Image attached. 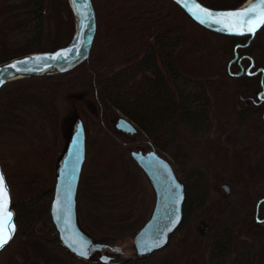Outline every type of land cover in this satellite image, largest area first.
Returning a JSON list of instances; mask_svg holds the SVG:
<instances>
[{"label":"rangeland","instance_id":"1","mask_svg":"<svg viewBox=\"0 0 264 264\" xmlns=\"http://www.w3.org/2000/svg\"><path fill=\"white\" fill-rule=\"evenodd\" d=\"M53 1L46 3L45 43L55 37L58 12ZM92 1L98 31L89 60L71 72L11 80L0 90V104L6 106L0 110V163L17 216L12 242L0 253V264H264V236L241 230L245 221L257 225L254 215L264 217V124L250 100L259 89L258 79L245 87L224 73L223 37L182 20L171 0ZM209 1L215 6L210 7L223 8L217 6L236 0ZM124 4H133L137 12L126 24L137 23L139 15L149 20L160 15L154 22L156 37L138 50L124 41L114 42L135 32L136 25L122 28L125 19L120 16L128 13ZM261 45L264 50V29ZM121 47L130 53L137 50L135 57L119 58L126 52ZM104 65L105 99L99 85ZM178 65L180 76L173 70ZM159 75L171 76L165 95L182 104L176 116L171 113L158 121L161 111H153L150 103L155 105L161 97L158 88H152L160 84ZM120 94L127 98L120 99ZM228 94H236L235 102L249 106L252 113L233 109ZM150 112L154 115L148 124L144 116ZM121 117L137 131L118 129ZM136 118L144 119L149 129L144 130ZM80 119L87 153L77 196L78 221L102 247L94 249L89 259L64 246L51 217L57 163ZM150 150L172 164L185 185L186 199L183 220L169 243L140 256L134 237L149 220L156 196L131 153ZM260 231L264 234V228ZM101 256L109 261H101Z\"/></svg>","mask_w":264,"mask_h":264},{"label":"water","instance_id":"2","mask_svg":"<svg viewBox=\"0 0 264 264\" xmlns=\"http://www.w3.org/2000/svg\"><path fill=\"white\" fill-rule=\"evenodd\" d=\"M191 19L209 28L234 36L254 35L262 26L256 28L253 33L237 34L229 32L224 23H214L206 20L201 23L193 12L196 11L194 4H199L213 13H226L243 9L242 5L236 8H212L199 0H173ZM70 3V1H69ZM79 22L72 40L55 50L39 51L12 58L0 63V89L9 81L18 78L45 76L53 74L54 69L65 62L72 64L65 70H69L86 60L92 51L97 33V14L92 0H77ZM74 15L75 11L70 4ZM192 9L191 11L189 9ZM209 23L210 25H206ZM58 52L64 55L56 59H50ZM27 58V59H26ZM23 61V63H19ZM16 64V67L11 65ZM64 72V71H59ZM22 76V77H21ZM116 127L120 130L135 133L136 126L126 118H119ZM134 160L149 178L155 191V205L149 220L136 233L134 245L138 255L151 254L164 248L171 235L179 228L183 220V209L186 199L184 184L178 179L172 164L155 150L148 152L133 151ZM86 158V131L83 121L76 123L75 130L67 143L65 150L60 156L56 171V184L54 198L51 204V217L56 227L59 238L64 246L82 259H89L94 249L102 248L93 242L92 238L81 228L78 221L77 192L81 173ZM0 174L3 175L8 190V209L12 213V223L15 227V213L12 210V196L6 175L0 163ZM177 185L179 187L177 188ZM226 193L228 188L226 185ZM11 239L0 247V252L12 241ZM80 253H85L81 255ZM101 261L108 262L109 257H101Z\"/></svg>","mask_w":264,"mask_h":264},{"label":"trees","instance_id":"3","mask_svg":"<svg viewBox=\"0 0 264 264\" xmlns=\"http://www.w3.org/2000/svg\"><path fill=\"white\" fill-rule=\"evenodd\" d=\"M199 1H201L202 3L208 6H212V7L214 6L212 1H209V0L207 1L199 0ZM245 1L246 0H236L227 5L217 6V7L236 8L242 5ZM10 2H13V5L10 4ZM46 3H47V0H0V63H3L12 58L23 56L25 54L32 53V52L55 50L61 46L68 44L72 40L75 34L74 13L72 11V8L70 7L68 0H56V3L53 1V3L56 4L54 6L55 11L58 12L57 13L58 19L55 23V30H54L55 37L54 39L46 41L45 43L44 15L46 13ZM172 3L175 6H177V8L176 7L174 8V11L178 13L179 17L182 20L189 19L191 22H193V24L197 25L198 28L204 29L212 33L219 34L220 36L223 37L227 45L225 49L226 54H227V59H226L224 69H223L224 73L226 72V74H228L231 78L244 84L245 87L247 84L246 82H249L253 79H258L259 89L258 91H256V93L254 92L255 94L253 93V97L251 96L250 100L253 101L255 105L254 110L255 112L259 114L258 116H260V121L262 122V124H264V58H261L259 55V52L260 54H264L263 47L262 45L260 46V40H261L262 32L264 28L259 33H256L254 36H250V35L249 36L248 35L234 36V35L225 34V33L210 29L208 27H205L204 25H201L200 23L194 21L185 13V11L179 5H177L174 1H172ZM124 6L126 5L124 4ZM134 7H133V4L132 6H126V11L128 12L126 13L127 15L125 17L123 16H120V17L122 19H125L123 22L124 25H122V28L133 29V27L136 25L135 32L129 34L130 38H119L115 40L114 42L116 45H118L119 41L121 42L124 41L125 43H129L131 48L136 47V49L138 50V48L143 43L145 42L152 43L154 37H156L157 24H155L154 22L156 20L159 21L160 15L155 13V17L151 20L147 19L146 17H143L142 15H139V17L136 19L137 23H135L134 25L126 24L129 18L134 19L136 17L137 12L135 11ZM23 21H27L26 25L23 23ZM31 22H35L33 26H31L32 25ZM11 24L12 26H10ZM120 24H122V22ZM97 31H98V27H97ZM14 32H17L16 35H13ZM120 36L121 34L115 35V37L117 38ZM16 37L20 38L19 41ZM14 43H18V44L21 43V45L15 50H13L11 48V45ZM121 50L123 52L125 51L126 52L123 55H121L119 58L122 57L124 60H127V61L132 60L135 57L134 55H136L137 53V50H134L133 52L130 53L127 47H121ZM116 51H114L112 54L109 55L110 59H111V56ZM90 56H91V53H90ZM90 56L85 61L89 60ZM158 57L159 55H156V58ZM179 57L181 59V53L179 54ZM174 59H176V56L175 58H173V60ZM211 60H212V57H211ZM109 66H110V63H109ZM73 69H70V70H73ZM107 69H108L107 66L104 65L100 68L102 73H99V76H100L99 85L102 86V89L100 88V93L104 99H105V96H104L103 85L106 83ZM70 70H68L67 72H69ZM173 70L178 71V72H175L176 73L175 75H178V73H179L178 76L181 75L179 65L178 67L175 66ZM159 76L161 80L160 84L157 83L158 85L152 88L153 90L158 88V95L160 94L159 96L161 97L160 99L157 100L158 103H156L155 105L153 104L155 103V101L153 103H150L153 105L152 106L153 109L156 108L155 110L151 109L150 111L152 110L161 111L158 115H156L158 121L159 119H161V117L166 120V118H168L171 113H174L175 114L174 116H176L177 114L176 111H180L179 104H182L179 101H177V99L172 100L168 94L165 95L166 88H168L170 84L169 81H170L171 76H167V77H164L162 75H159ZM105 88L108 90V92L110 91L108 87H105ZM259 92L261 93V95L259 94ZM242 94L243 93L240 94V99H241ZM120 96H121L120 99L127 98V96L125 98L121 94ZM236 96H237L236 94H230V95L228 94L227 103L233 109L235 108L238 109L239 107H241L243 109V112L251 114L252 112H250L251 109H249L250 108L249 106L243 108V106L240 103L235 102ZM137 101L138 100H135V103ZM159 102L161 104L160 105L161 107L156 106L157 104H159ZM5 107L6 106H4L3 104H0V110H3ZM141 107H143V105H141ZM119 108L120 110H122L123 113L129 114L133 119L135 118L134 115L126 111L123 107L119 106ZM171 109L172 111H170ZM181 111H188V109L186 110V107H182ZM149 115L150 114H146L144 116V119H147L148 124L150 121L148 118L151 119V117L154 114L151 113V115L150 116ZM258 116L256 117L257 121H258ZM144 119L143 121H140L138 119L137 120L139 121L140 125L142 124L141 126L144 128V130H148L149 128L147 129V126L143 124ZM262 199L263 198H261V200ZM13 208L15 207L13 206ZM16 219H17V216H15V221ZM253 221L257 224L256 226L253 225L252 221H251L252 222L251 224H249L250 222L245 221L244 224L242 225L241 230L244 232L255 234V235L259 234L260 236H264L262 231H260L261 228H264V217L254 215ZM253 228L255 229L259 228V230L255 231ZM262 242H263L261 244L262 246L260 245L261 248L264 247V239L262 240Z\"/></svg>","mask_w":264,"mask_h":264},{"label":"snow or ice","instance_id":"4","mask_svg":"<svg viewBox=\"0 0 264 264\" xmlns=\"http://www.w3.org/2000/svg\"><path fill=\"white\" fill-rule=\"evenodd\" d=\"M76 2L77 0H73V3ZM194 8L196 11L193 12V15L201 23L206 20H212L214 23L223 22L229 32L237 34L253 33L257 27L264 24V0H257V2L250 4L247 8L226 13H213L199 4H194ZM189 10L191 11L192 9L190 8ZM64 54V52H58L49 58L56 59ZM19 63H23V61ZM11 67H16V64L14 63ZM178 187L179 185H177ZM13 231L12 213L8 209V190L4 177L0 174V247H3L11 239ZM80 254L84 255L85 253Z\"/></svg>","mask_w":264,"mask_h":264},{"label":"bare ground","instance_id":"5","mask_svg":"<svg viewBox=\"0 0 264 264\" xmlns=\"http://www.w3.org/2000/svg\"><path fill=\"white\" fill-rule=\"evenodd\" d=\"M68 1H70V3L69 4H71L72 5V7H73V9H74V11H75V17H76V22H77V25H78V22H79V14H78V7H77V5H76V3H73V0H68ZM254 2H257V0H246L243 4H242V8L244 9V8H247L250 4H252V3H254ZM94 4V3H93ZM95 7V6H94ZM96 9V8H95ZM206 25H210L209 23H206ZM264 28V26L257 32V33H259L262 29ZM72 64V62H65L64 64H62V65H60L58 68H55L54 69V72H53V74H55V73H58L59 71H65L70 65ZM22 77V76H21ZM15 79H21V78H18V77H16ZM12 242V241H11ZM10 242V243H11ZM9 243V244H10ZM6 248V247H5ZM4 248V249H5ZM3 249V250H4Z\"/></svg>","mask_w":264,"mask_h":264},{"label":"flooded vegetation","instance_id":"6","mask_svg":"<svg viewBox=\"0 0 264 264\" xmlns=\"http://www.w3.org/2000/svg\"><path fill=\"white\" fill-rule=\"evenodd\" d=\"M79 187H80V186H79ZM93 252H96V251H93ZM101 257H102V256H101ZM101 257H100V258H101Z\"/></svg>","mask_w":264,"mask_h":264}]
</instances>
